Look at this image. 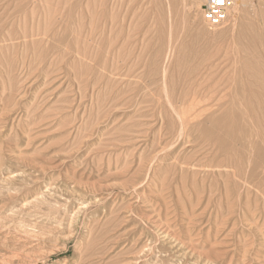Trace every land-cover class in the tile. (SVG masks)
I'll return each mask as SVG.
<instances>
[{
	"label": "rangeland",
	"instance_id": "1",
	"mask_svg": "<svg viewBox=\"0 0 264 264\" xmlns=\"http://www.w3.org/2000/svg\"><path fill=\"white\" fill-rule=\"evenodd\" d=\"M239 1L210 29L201 0H0V264H264V0Z\"/></svg>",
	"mask_w": 264,
	"mask_h": 264
},
{
	"label": "built area",
	"instance_id": "2",
	"mask_svg": "<svg viewBox=\"0 0 264 264\" xmlns=\"http://www.w3.org/2000/svg\"><path fill=\"white\" fill-rule=\"evenodd\" d=\"M201 14L207 27L217 28L226 23L228 10L233 6L234 0H201Z\"/></svg>",
	"mask_w": 264,
	"mask_h": 264
},
{
	"label": "bare ground",
	"instance_id": "3",
	"mask_svg": "<svg viewBox=\"0 0 264 264\" xmlns=\"http://www.w3.org/2000/svg\"><path fill=\"white\" fill-rule=\"evenodd\" d=\"M239 4H240V5L242 4L241 6H243V5H244V2L242 1V3H241V1H239V0H238L237 2H236V0H234L233 6H232L231 8H232L233 10H237L236 7H237V5H239ZM231 8L228 10V15H229V11L231 10ZM241 9H242V7H241ZM243 9H244V8H243ZM238 13H239V12H238ZM232 18H233V17H232ZM37 198H38V197H37ZM33 199H36V197L33 198ZM39 199H40V198H39ZM40 200H41V199H40ZM33 201H37V200H33ZM40 202H41V201H40ZM28 204H30V202H28ZM28 204H27V206H28ZM36 204H37V203H36ZM25 205H26V204H25ZM30 206H31V205H30ZM79 209H80V208H79ZM12 211H14V210H12ZM16 212H18V211H16ZM30 212H33V211H30ZM30 212H29V213H30ZM14 213H15V211H14ZM8 214H9V212H8ZM10 214H11V213H10ZM31 214H32V213H31ZM11 215H12V214H11ZM27 215H28V214H27ZM27 215H26V216H27ZM29 216H30V214H29ZM8 217H9V215H8ZM15 217H16V216H15V214H14V218H15ZM30 217H31V216H30ZM6 219H7V218H6ZM21 221H22V220H21ZM27 222H28V221H27ZM21 223H23V222H21ZM21 223H20V225H21ZM24 223H25V222H24ZM13 224H15V223H13ZM20 225H19V226H20ZM27 225H29V224H27ZM22 226H23V225H22ZM8 227H9V225H8ZM16 227H17V225H16ZM20 227H21V226H20ZM27 227H28V226H27ZM11 228H12V227H11ZM24 229H25V228H24ZM12 230H13V229H12ZM23 231H24V230H23ZM26 231H27V230H26ZM28 231H29V230H28ZM21 232H22V231H21ZM31 232H32V231H31ZM11 233H13V232H11ZM14 233H15V232H14ZM24 233H25V232H24ZM35 233H36V232H35ZM41 233H42V232H41ZM7 234H8V233H7ZM22 235H23V234H22ZM24 235H25V234H24ZM24 235H23V238H24ZM30 235H31V234H30ZM10 236H11V235H10ZM26 236H27V234H26ZM13 238H14V237H13ZM19 238H20V237H19ZM21 238H22V237H21ZM26 238H27V237H25V239H26ZM31 238H32V237H31ZM5 239H6V238H5ZM28 239H30V237H29ZM35 240H36V239H35ZM13 241H15V239H14ZM25 241H26V240H25ZM28 241H29V240H28ZM28 241H26V242H28ZM1 242H2V241H1ZM14 243H15V242H14ZM25 245H26V244H25ZM27 245H28V244H27ZM6 246H7V245H6ZM11 246H12V245H11ZM4 247H5V246H4ZM22 247L24 248V245L21 246V248H22ZM30 247H31V246H30ZM10 248H12V247H10ZM0 249H1V248H0ZM32 249H33V248H32ZM6 251H7V250H6ZM9 252H10V251H9ZM31 252H32V251H31ZM17 253H18V252H17ZM20 253H21V252H20ZM18 254H19V253H18ZM29 254H32V253H29ZM3 255H4V254H3ZM7 255H8V254H7ZM10 255H12V254H10ZM15 255H16V254H15ZM19 255H20V254H19ZM21 255H22V254H21ZM23 255H24V254H23ZM25 255H26V253H25ZM25 255H24V256H25ZM27 255H28V253H27ZM27 255H26V256H27ZM0 256H1V255H0ZM24 256H23V257H24ZM28 256H29V255H28ZM8 257H9V256H8ZM14 257H15V256H14ZM6 258H7V257H6ZM12 258H13V257H12ZM12 258L10 257L9 259H12ZM17 258H18V257H17ZM9 259H8V260H9ZM24 259H25V258H24ZM26 259H27V258H26ZM28 260H29V259H28ZM30 260H31V259H30ZM1 261H2V259H1ZM10 261H11V260H10ZM5 263H6V262H5Z\"/></svg>",
	"mask_w": 264,
	"mask_h": 264
}]
</instances>
